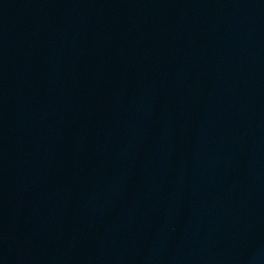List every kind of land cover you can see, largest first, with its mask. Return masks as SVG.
I'll return each mask as SVG.
<instances>
[{
	"label": "water",
	"instance_id": "95a60500",
	"mask_svg": "<svg viewBox=\"0 0 264 264\" xmlns=\"http://www.w3.org/2000/svg\"><path fill=\"white\" fill-rule=\"evenodd\" d=\"M0 264H264V0H0Z\"/></svg>",
	"mask_w": 264,
	"mask_h": 264
}]
</instances>
